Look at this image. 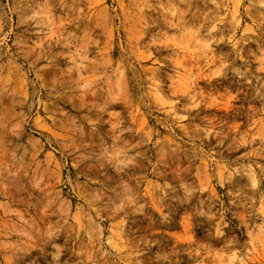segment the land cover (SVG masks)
I'll return each mask as SVG.
<instances>
[{"label":"rangeland","instance_id":"1","mask_svg":"<svg viewBox=\"0 0 264 264\" xmlns=\"http://www.w3.org/2000/svg\"><path fill=\"white\" fill-rule=\"evenodd\" d=\"M0 264H264V0H0Z\"/></svg>","mask_w":264,"mask_h":264}]
</instances>
